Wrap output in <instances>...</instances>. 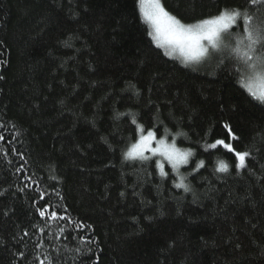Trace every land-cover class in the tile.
I'll use <instances>...</instances> for the list:
<instances>
[{
    "label": "trees",
    "instance_id": "obj_1",
    "mask_svg": "<svg viewBox=\"0 0 264 264\" xmlns=\"http://www.w3.org/2000/svg\"><path fill=\"white\" fill-rule=\"evenodd\" d=\"M162 3L194 23L246 0ZM149 31L138 0H0V264H264V102L229 50L185 64ZM225 124L243 169L208 147ZM140 125L192 151L181 173L126 158Z\"/></svg>",
    "mask_w": 264,
    "mask_h": 264
},
{
    "label": "snow or ice",
    "instance_id": "obj_2",
    "mask_svg": "<svg viewBox=\"0 0 264 264\" xmlns=\"http://www.w3.org/2000/svg\"><path fill=\"white\" fill-rule=\"evenodd\" d=\"M138 5L142 19L151 29L148 35L158 47L165 50L166 55L176 56L178 54L183 63L189 64L207 58L213 50L219 52L227 48L231 54L230 58L235 61V70L240 75L242 86L253 98L264 102V20L260 23H253L257 13H261V8H264V0H246V5L243 7L222 8L217 15L194 23L182 22L165 8L162 0H138ZM248 5L253 6L255 11H250ZM257 82H259L258 88ZM132 123H137L135 118L132 119ZM224 127L227 130L229 142L217 139L208 147L215 149L218 145L223 146L234 155L237 161L236 167L241 169L247 167V160L252 155L251 151L238 150L233 142H238L240 138L233 132L230 125L225 124ZM137 131L139 132L138 140L131 145L125 154L126 158L150 160L158 156L162 159L157 162V167L163 176L168 175L165 171V162L171 164L173 171L178 172L180 165L187 164L189 157L193 155L190 149H179L175 141L169 143L166 137L158 139L156 131L146 130L143 125H140ZM2 140L4 136L0 134V141ZM203 166L204 161H199L196 170ZM228 169L227 163L223 160L219 161L218 171L227 172ZM183 181L184 177L181 176L180 182L175 186L189 190ZM43 198L41 196V199ZM50 207L51 205L42 207L39 215L44 217L48 214ZM50 218L52 220L64 219L55 211L50 213ZM75 227L84 229L88 225L80 222L75 224ZM60 232L63 233L64 229L61 228ZM81 239L85 238L81 237ZM20 255L23 256V253ZM41 264L44 262L41 261Z\"/></svg>",
    "mask_w": 264,
    "mask_h": 264
},
{
    "label": "rangeland",
    "instance_id": "obj_3",
    "mask_svg": "<svg viewBox=\"0 0 264 264\" xmlns=\"http://www.w3.org/2000/svg\"><path fill=\"white\" fill-rule=\"evenodd\" d=\"M227 52H228V49L227 48H225V49H223V50H221V51H219V52H216L215 50H213L212 51V54L211 55H213V57H215L216 55H219V54H221V55H224V54H227ZM211 55H209V56H211ZM173 57H176V58H178L179 60H181L182 61V59L179 57V55L177 54L176 56H173ZM183 62V61H182ZM196 63H198V62H193V63H189V64H196ZM257 88L259 87V82H257ZM168 142L169 143H171V142H173V141H169L168 140ZM226 142V141H225ZM176 144V143H175ZM156 145H155V143H153V147H155ZM177 146V145H176ZM178 148H179V146H177ZM179 149H181V148H179ZM181 150H185V149H181ZM187 150V149H186ZM147 155H151L150 153H147ZM157 159H158V161L160 160V159H162V158H160V157H158V156H155ZM190 159H191V157H189V161H190ZM189 163V162H188ZM187 163V164H188ZM166 164H168L167 162H165V165ZM187 164H182V165H180V167H179V170H178V172L177 173H181L180 171H181V169L184 167V166H186ZM170 166H171V164H169Z\"/></svg>",
    "mask_w": 264,
    "mask_h": 264
}]
</instances>
